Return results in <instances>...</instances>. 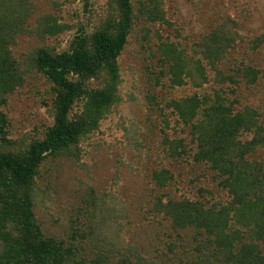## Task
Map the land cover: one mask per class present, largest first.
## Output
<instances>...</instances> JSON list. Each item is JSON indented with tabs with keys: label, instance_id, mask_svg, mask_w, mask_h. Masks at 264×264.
I'll return each instance as SVG.
<instances>
[{
	"label": "rangeland",
	"instance_id": "obj_1",
	"mask_svg": "<svg viewBox=\"0 0 264 264\" xmlns=\"http://www.w3.org/2000/svg\"><path fill=\"white\" fill-rule=\"evenodd\" d=\"M131 8L110 103L90 111L76 103L69 119L88 123L73 145L45 156L27 186L41 236L61 244L64 264H189L202 237L174 228L167 202L218 210L236 189L258 208L264 193V183L254 186L264 181V145L249 158L258 171L239 188L195 158V128L202 147L264 136V0H131ZM116 19L114 0H0V153L24 154L53 125L54 92L37 53L68 51L76 36ZM221 27L231 43L220 61L208 60L204 42ZM242 66L259 71L255 82ZM108 80L101 74L88 87ZM238 210H229L228 230L251 235L264 225Z\"/></svg>",
	"mask_w": 264,
	"mask_h": 264
},
{
	"label": "trees",
	"instance_id": "obj_2",
	"mask_svg": "<svg viewBox=\"0 0 264 264\" xmlns=\"http://www.w3.org/2000/svg\"><path fill=\"white\" fill-rule=\"evenodd\" d=\"M114 3L117 19L110 28L89 37L76 36L68 51L51 54L41 50L36 55V70L52 85L54 92L53 125L45 138L31 144L24 154L0 153V264L65 263V251L61 244L41 236L32 213L27 186L45 156L73 145L88 123L84 115L69 119L73 106L85 100L90 111L99 110L110 103L111 83L116 81L118 73L117 58L132 25L131 0H114ZM144 14L151 21L158 18V13L151 10L144 11ZM224 29L219 28L218 33H213L204 42V46H207L206 59L220 61L218 56L223 48L229 47L231 38L224 36ZM239 72L250 79L249 82H255L259 75V71L250 66H242ZM101 74H106L110 81L103 88L90 89L89 81ZM171 106L180 111L178 102H173ZM253 128L256 129L255 124ZM195 129L201 134L204 132L200 128ZM201 134L198 139L203 145ZM202 145H199L200 151L195 156L197 161L209 162L219 178H226L225 186L239 188V178L258 171L259 164L250 162L249 158L255 154L257 147L264 145V136L256 135L242 144L235 141L226 145L217 142H208L206 147ZM156 178L158 184L163 186L161 177L157 175ZM263 183L257 182L254 186L261 187ZM258 204V208L256 205L249 207L248 194L235 189L230 204L218 210L214 206L208 208L199 201H170L162 205V209L169 214L168 219L174 228H192L202 237V240L199 238L196 253H200V256L189 264H264V225L256 226L251 235L239 230L230 231L226 226L229 210L233 208L239 209L251 220L256 218L259 222L262 218L264 222V193Z\"/></svg>",
	"mask_w": 264,
	"mask_h": 264
}]
</instances>
